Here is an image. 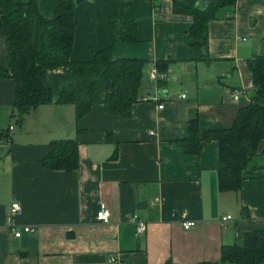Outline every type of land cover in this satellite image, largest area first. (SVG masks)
I'll list each match as a JSON object with an SVG mask.
<instances>
[{"label":"crops","instance_id":"0c3cea01","mask_svg":"<svg viewBox=\"0 0 264 264\" xmlns=\"http://www.w3.org/2000/svg\"><path fill=\"white\" fill-rule=\"evenodd\" d=\"M37 2L45 17L54 16L57 0ZM73 18L70 60L91 61L113 44V60L147 61L139 99L128 117L97 103L76 119L73 104L54 102L17 125L15 80L0 79V129L12 127L11 140L0 142V264H233L220 261L222 246L239 243L247 230H264V138L239 192L218 187L215 140L197 155L176 142L192 113L201 131L223 129L248 105L254 85L246 62L264 54V0L218 9L207 27L208 61L196 59L188 39L192 18L173 13L172 0H82ZM114 21L135 22L137 40L113 43ZM152 67L166 77L150 79ZM46 80L54 97L74 84L62 67L47 71ZM53 139L77 141L76 171L43 167ZM14 202L22 212L9 220ZM102 205L107 222L95 218ZM134 215L146 223L140 235ZM24 226L32 230L16 237Z\"/></svg>","mask_w":264,"mask_h":264},{"label":"trees","instance_id":"16d2710c","mask_svg":"<svg viewBox=\"0 0 264 264\" xmlns=\"http://www.w3.org/2000/svg\"><path fill=\"white\" fill-rule=\"evenodd\" d=\"M235 2L172 0L173 13L192 18L188 39L196 49L197 60H210L207 52L208 22L215 18L219 8ZM74 5V0H57L55 14L48 18L41 13L37 0H0V34L5 37L7 45V68H0V79L15 80L12 116L17 125L40 105L54 102L73 104L76 119L87 114L97 103H102L108 113L128 117L131 105L139 99L146 60H113V44L97 51L91 61L70 60L76 26ZM111 34L113 43L136 41L135 22H112ZM246 63L254 91L248 105L238 110L233 124L223 129L201 131L198 116L192 113L183 128L182 137L176 142L186 154L197 155L203 143L216 141L218 187L221 191H240L242 181L255 167L258 143L264 138V54L255 55ZM58 67L73 73L74 84L54 97L46 73ZM157 70L163 71L159 64ZM11 138V126L0 129V142ZM41 163L46 169L76 171L77 141L51 140L49 152ZM220 261L233 264L263 263L264 230H247L239 243L223 245ZM164 264L175 263L168 260Z\"/></svg>","mask_w":264,"mask_h":264},{"label":"built area","instance_id":"2783aa9c","mask_svg":"<svg viewBox=\"0 0 264 264\" xmlns=\"http://www.w3.org/2000/svg\"><path fill=\"white\" fill-rule=\"evenodd\" d=\"M149 77L152 80H156L157 78L164 79L166 77V74H159L157 72L156 68L152 67L149 70ZM234 96L237 97L238 93L234 94ZM158 108H163V105L162 104L158 105ZM11 129H12V127H11ZM21 212H22V206H21L20 202H14L11 205V207L9 209V212H8L9 220H11L14 216H16L17 214H20ZM109 214H110L109 209L102 205L96 211L95 218H96L97 221L107 222L108 218H109ZM230 218H231L230 215L223 216L222 217V221H226V220H228ZM133 222L135 223V232H136V234L140 235V234L145 232L146 223H145L144 220L138 218L137 215H134L133 216ZM192 225H193V222H191V221H187V222L183 223V226L186 229H188ZM31 230L32 229L29 226H24L23 228L16 230L14 234H15L16 237H21L22 233H29ZM111 260H113V258H111Z\"/></svg>","mask_w":264,"mask_h":264},{"label":"water","instance_id":"95a60500","mask_svg":"<svg viewBox=\"0 0 264 264\" xmlns=\"http://www.w3.org/2000/svg\"><path fill=\"white\" fill-rule=\"evenodd\" d=\"M80 1H82V0H75L76 3H79Z\"/></svg>","mask_w":264,"mask_h":264}]
</instances>
